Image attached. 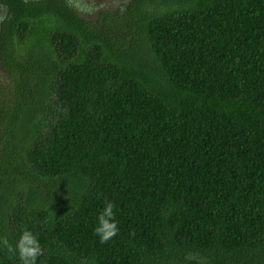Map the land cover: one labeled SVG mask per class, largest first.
Segmentation results:
<instances>
[{
    "label": "trees",
    "instance_id": "1",
    "mask_svg": "<svg viewBox=\"0 0 264 264\" xmlns=\"http://www.w3.org/2000/svg\"><path fill=\"white\" fill-rule=\"evenodd\" d=\"M0 10V236L37 264H264V0Z\"/></svg>",
    "mask_w": 264,
    "mask_h": 264
},
{
    "label": "clouds",
    "instance_id": "2",
    "mask_svg": "<svg viewBox=\"0 0 264 264\" xmlns=\"http://www.w3.org/2000/svg\"><path fill=\"white\" fill-rule=\"evenodd\" d=\"M68 6L78 11L91 12L94 9L82 7L78 0H66ZM94 234L99 238L100 243H107L118 234V221L115 215V206L110 201H105V206L97 216V226ZM135 233H130L134 236ZM0 248L9 256L18 257L20 264H37V258L43 255V249L39 240L32 231L22 228L21 234L15 244L11 243L6 236H0Z\"/></svg>",
    "mask_w": 264,
    "mask_h": 264
},
{
    "label": "rangeland",
    "instance_id": "3",
    "mask_svg": "<svg viewBox=\"0 0 264 264\" xmlns=\"http://www.w3.org/2000/svg\"><path fill=\"white\" fill-rule=\"evenodd\" d=\"M127 0H78L82 7H89L94 9L91 12L78 11L76 8L74 10L76 13L88 20H95L98 18L99 14L105 11L113 12L126 2ZM1 12V10H0ZM2 74L0 69V75Z\"/></svg>",
    "mask_w": 264,
    "mask_h": 264
}]
</instances>
